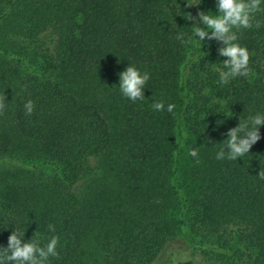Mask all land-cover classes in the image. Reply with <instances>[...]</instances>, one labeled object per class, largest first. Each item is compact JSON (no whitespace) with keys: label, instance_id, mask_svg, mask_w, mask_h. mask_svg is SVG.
Returning a JSON list of instances; mask_svg holds the SVG:
<instances>
[{"label":"trees","instance_id":"16d2710c","mask_svg":"<svg viewBox=\"0 0 264 264\" xmlns=\"http://www.w3.org/2000/svg\"><path fill=\"white\" fill-rule=\"evenodd\" d=\"M198 10L216 0H0V246L16 227L59 237L49 264H264V124L216 159L264 115V11L238 33L250 75L222 84V42L184 18ZM128 64L150 74L142 101L119 90Z\"/></svg>","mask_w":264,"mask_h":264},{"label":"clouds","instance_id":"9594fccd","mask_svg":"<svg viewBox=\"0 0 264 264\" xmlns=\"http://www.w3.org/2000/svg\"><path fill=\"white\" fill-rule=\"evenodd\" d=\"M186 6H199L201 0H185ZM262 0H216V12L198 10L196 15L187 13L184 18L192 21V32L196 40L202 45L205 40L222 42L218 48V55L226 57L223 60V69H217L219 80L227 84L237 77H248L251 73L250 53L246 47L238 41V33L241 30L261 27V21L255 19L257 13L264 11ZM183 34H178L177 39H182ZM190 39V38H189ZM150 79L148 72H141L133 65H129L119 73V90L124 97L136 102L145 98L144 89ZM5 95H0V115L6 107ZM26 115L34 111V102L29 100L25 103ZM156 111H164L163 101L154 102L152 105ZM173 104H168L166 110L172 112ZM264 124V115L256 114L247 120H239L237 126L228 129L226 144L217 154L216 159L236 161L249 154L252 146L257 143L261 136L259 126ZM192 157H198V151L192 149L189 152ZM197 162H199L197 160ZM260 179H264V172H259ZM50 231H55V226L48 225ZM25 229L14 227L8 236L7 246H0V264H49L50 258H59L57 246L59 237L52 236L46 244L40 239H31L22 242Z\"/></svg>","mask_w":264,"mask_h":264}]
</instances>
